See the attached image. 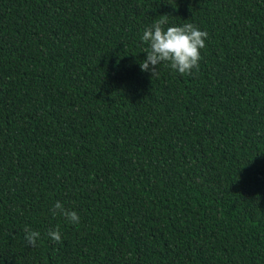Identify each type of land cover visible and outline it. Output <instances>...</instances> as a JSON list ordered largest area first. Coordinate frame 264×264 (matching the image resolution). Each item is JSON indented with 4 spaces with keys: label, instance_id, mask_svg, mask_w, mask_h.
I'll list each match as a JSON object with an SVG mask.
<instances>
[{
    "label": "trees",
    "instance_id": "16d2710c",
    "mask_svg": "<svg viewBox=\"0 0 264 264\" xmlns=\"http://www.w3.org/2000/svg\"><path fill=\"white\" fill-rule=\"evenodd\" d=\"M162 15L191 75L141 70ZM0 264H264V0H0Z\"/></svg>",
    "mask_w": 264,
    "mask_h": 264
},
{
    "label": "clouds",
    "instance_id": "9594fccd",
    "mask_svg": "<svg viewBox=\"0 0 264 264\" xmlns=\"http://www.w3.org/2000/svg\"><path fill=\"white\" fill-rule=\"evenodd\" d=\"M168 18L162 15L146 28L141 41L147 45L143 50L147 53L140 63L142 71L150 72L152 77L159 74V66L171 68L181 75H191L193 69L199 68L201 49L206 47L208 33L192 23L179 26H168ZM53 216H63L71 224H79L80 216L74 210L65 208L61 201H56L51 209ZM24 239L29 246H36L40 232L25 228ZM47 235L53 242H61L59 227L49 229Z\"/></svg>",
    "mask_w": 264,
    "mask_h": 264
}]
</instances>
